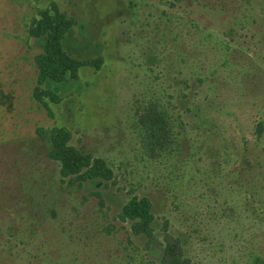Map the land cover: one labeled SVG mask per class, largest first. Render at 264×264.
<instances>
[{
  "label": "rangeland",
  "instance_id": "1",
  "mask_svg": "<svg viewBox=\"0 0 264 264\" xmlns=\"http://www.w3.org/2000/svg\"><path fill=\"white\" fill-rule=\"evenodd\" d=\"M53 3L77 20L65 49L103 63L47 82L62 100L46 107L33 95L45 39L28 28ZM149 100L173 138L153 154L137 120ZM260 122L264 0H0V264H159L119 216L132 195L151 198L154 234L186 238L193 264H250L264 256ZM53 126L113 179L62 180Z\"/></svg>",
  "mask_w": 264,
  "mask_h": 264
},
{
  "label": "trees",
  "instance_id": "2",
  "mask_svg": "<svg viewBox=\"0 0 264 264\" xmlns=\"http://www.w3.org/2000/svg\"><path fill=\"white\" fill-rule=\"evenodd\" d=\"M77 23L68 17L53 3L51 7L42 9L38 17H34L29 25V36L44 38L42 51L35 55L38 75L34 87V98L48 107L49 102L59 103L61 96L47 82H66L78 79L79 69L84 66L100 68L101 57L80 59L71 55L64 46L67 33ZM158 102L149 100L144 112L138 115V121L145 134V147L150 154L163 150L172 143L169 128V116L159 109ZM40 133L43 128H39ZM264 134V124L257 126V135ZM51 147L48 156L59 163L62 180L69 178L78 183L93 182L95 186L106 184L113 179L114 171L103 157L94 156L71 143L72 132L65 126H53L49 131ZM119 216L122 221L131 222V230L137 236H145L149 244L155 243L152 252L159 256V264H193L192 258L185 249L186 238L165 232L163 241L154 234L155 214L153 202L147 195H132L122 205ZM250 264H264V256L252 252L248 256Z\"/></svg>",
  "mask_w": 264,
  "mask_h": 264
}]
</instances>
